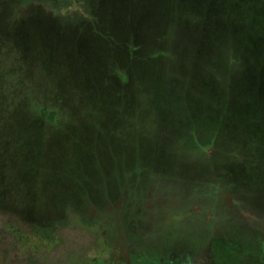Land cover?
<instances>
[{"label": "rangeland", "instance_id": "obj_1", "mask_svg": "<svg viewBox=\"0 0 264 264\" xmlns=\"http://www.w3.org/2000/svg\"><path fill=\"white\" fill-rule=\"evenodd\" d=\"M119 209L134 264H264V0H0V264Z\"/></svg>", "mask_w": 264, "mask_h": 264}, {"label": "flooded vegetation", "instance_id": "obj_2", "mask_svg": "<svg viewBox=\"0 0 264 264\" xmlns=\"http://www.w3.org/2000/svg\"><path fill=\"white\" fill-rule=\"evenodd\" d=\"M116 211V214L110 213L109 216H104L105 230L111 233V237L106 239V246L111 245L113 249L112 251L110 250L108 258L101 264H134L136 248L133 246V240L131 239L132 234L129 233L130 229L123 225L120 226L119 221H115L116 219H120L123 222L125 213L122 211L125 210L119 209ZM118 212L120 213L118 214ZM102 236L105 238L104 233H102ZM106 246H104V248ZM121 247L123 249V254L119 251Z\"/></svg>", "mask_w": 264, "mask_h": 264}]
</instances>
